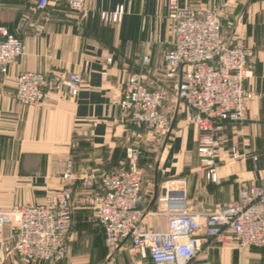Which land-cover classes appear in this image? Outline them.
<instances>
[{
	"label": "crops",
	"instance_id": "crops-1",
	"mask_svg": "<svg viewBox=\"0 0 264 264\" xmlns=\"http://www.w3.org/2000/svg\"><path fill=\"white\" fill-rule=\"evenodd\" d=\"M38 1L0 0V25L24 46L23 55L0 74V211L42 203L67 187L72 216L66 259L31 264H152L129 247L106 246L93 217L92 197L101 191L86 189L78 180L90 171L127 168L129 149L138 151L137 165L144 172L147 229H167V219L159 213L165 207L163 183L170 179H183L186 207L194 212L234 202L243 185H264V0H179V7L197 19L223 3H236L235 12L222 21V39L242 42L253 51L244 89L256 97L242 123L225 124L219 133L214 181L199 162L198 136L187 120L194 113L174 97L182 71L167 76L165 55L173 48L167 0H86L91 13L86 19L51 0L37 9ZM119 7V23L100 18ZM23 72L47 78L77 73L82 87L75 98L66 90H46L39 105L23 107L15 101L16 77ZM133 73L144 77L149 91L165 96L166 132L151 134L123 121L118 103ZM233 149L240 159L232 160ZM69 168L76 180L67 183L63 176ZM4 244L13 247L10 241ZM5 264L20 263L13 257ZM193 264H264V249L203 241Z\"/></svg>",
	"mask_w": 264,
	"mask_h": 264
},
{
	"label": "built area",
	"instance_id": "built-area-1",
	"mask_svg": "<svg viewBox=\"0 0 264 264\" xmlns=\"http://www.w3.org/2000/svg\"><path fill=\"white\" fill-rule=\"evenodd\" d=\"M51 1L66 5L79 19L91 15L86 0ZM49 3L39 0L37 9ZM236 9V3L226 2L197 19L190 10L179 7V0H167V17L173 31V48L165 55L167 76L172 78L182 71L174 97L194 113L187 120L198 136L200 165L212 181L216 179L219 133L225 124L242 123L249 102L256 97L244 89L246 66L253 51L242 42L222 39V21ZM122 15L119 7L112 14H100V18L119 23ZM23 53L21 38L0 25V74H5ZM144 62H149L147 57ZM143 81L144 77L136 73L126 79L118 103L123 121L151 134L164 133L170 124L162 111L165 96L149 91ZM81 87L82 78L77 73L47 78L23 72L16 77L15 101L23 107L37 106L46 90H66L75 98ZM138 156L136 149H129L127 168L90 171L78 179L84 188L101 191L92 197L93 217L109 249L129 247L142 259L150 258L152 264H193L201 254L203 241L222 245L234 242L243 250L264 249V185H243L234 202L194 212L186 207L183 179H170L163 183L165 207L159 213L167 219V229H147L142 195L144 172L137 165ZM231 158L238 160L240 155L233 149ZM63 178L67 183L76 180L70 168ZM71 216L72 194L67 187L42 203L0 211V264L10 250L20 264L62 262L67 257ZM7 241L13 244L12 249L5 246Z\"/></svg>",
	"mask_w": 264,
	"mask_h": 264
},
{
	"label": "rangeland",
	"instance_id": "rangeland-1",
	"mask_svg": "<svg viewBox=\"0 0 264 264\" xmlns=\"http://www.w3.org/2000/svg\"><path fill=\"white\" fill-rule=\"evenodd\" d=\"M130 251H131V250H130ZM11 252H12V250H10V251L7 253L6 258H5V261H4L3 264H5L6 261L9 262V261L11 260V258L15 257L14 254H13V252H12V253H11Z\"/></svg>",
	"mask_w": 264,
	"mask_h": 264
}]
</instances>
